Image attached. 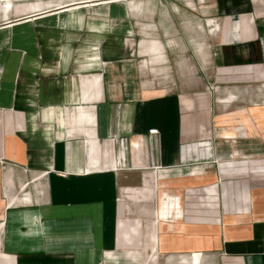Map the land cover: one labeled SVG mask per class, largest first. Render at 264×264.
<instances>
[{"label":"crops","instance_id":"crops-1","mask_svg":"<svg viewBox=\"0 0 264 264\" xmlns=\"http://www.w3.org/2000/svg\"><path fill=\"white\" fill-rule=\"evenodd\" d=\"M175 2L142 62L2 20L0 264H264V0Z\"/></svg>","mask_w":264,"mask_h":264},{"label":"rangeland","instance_id":"rangeland-1","mask_svg":"<svg viewBox=\"0 0 264 264\" xmlns=\"http://www.w3.org/2000/svg\"><path fill=\"white\" fill-rule=\"evenodd\" d=\"M204 1L199 0L202 3ZM176 4L175 0H0V23L9 17L15 19L21 15H33L35 12L71 7L70 9L74 11L50 12L44 15L43 19L33 21L34 29L38 32L40 25L49 24L57 27L58 24L69 23L68 28L81 29L82 33L68 31L64 32L63 37L98 39L103 46L102 59L112 57L117 61H126L129 58L139 59L151 53L150 47L143 42V37L147 31L149 33L157 31V25L164 23L172 39L174 37L179 40L180 34L187 39L190 33L187 27L193 20L182 16L180 10L187 8L186 12H188L189 5L179 6L181 7L179 8ZM205 6L199 3L197 10H203ZM137 10H145L146 13H134ZM156 10L163 11L156 12ZM173 24L176 30H173ZM133 28L134 31H132ZM89 30H95V32L89 34ZM53 36H59L57 30ZM187 44L188 47H184L172 43L167 46V54L172 58H179L182 54L190 53L187 57L190 60L194 56L195 49L188 42ZM147 59L150 58L147 57ZM139 61L142 62L141 59ZM200 65L204 70L205 64ZM208 81L210 80L206 79L207 84L210 85Z\"/></svg>","mask_w":264,"mask_h":264},{"label":"built area","instance_id":"built-area-1","mask_svg":"<svg viewBox=\"0 0 264 264\" xmlns=\"http://www.w3.org/2000/svg\"><path fill=\"white\" fill-rule=\"evenodd\" d=\"M152 133H155L156 134L157 132H152Z\"/></svg>","mask_w":264,"mask_h":264},{"label":"bare ground","instance_id":"bare-ground-1","mask_svg":"<svg viewBox=\"0 0 264 264\" xmlns=\"http://www.w3.org/2000/svg\"><path fill=\"white\" fill-rule=\"evenodd\" d=\"M70 9V8H69Z\"/></svg>","mask_w":264,"mask_h":264}]
</instances>
